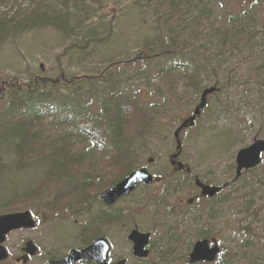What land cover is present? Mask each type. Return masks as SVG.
I'll list each match as a JSON object with an SVG mask.
<instances>
[{
    "label": "rangeland",
    "instance_id": "374dc122",
    "mask_svg": "<svg viewBox=\"0 0 264 264\" xmlns=\"http://www.w3.org/2000/svg\"><path fill=\"white\" fill-rule=\"evenodd\" d=\"M23 1L25 8L29 1L40 6V11L48 7L56 25L30 29L31 23L38 20L35 14L20 27L14 28L13 22L1 28L0 136L7 130L12 132V125L31 123L22 121V113L11 121V115H5L10 104L33 98L44 104V100L62 103L74 94L82 95L90 87L78 82L77 77L106 75L92 90L121 93L120 100L129 115L125 142L129 149L121 163L112 149L95 148L92 159L84 158L82 171L87 175L91 163L107 166L104 182L78 194L65 178H48V154L38 140H26L20 149L21 139L6 135L3 140L7 141L0 144V207L7 211L0 214L29 210L37 223L35 228L9 233L5 246L10 257L1 264H23L15 260L28 239L36 244L38 254L29 257L25 264H46L51 256L61 258L71 248L84 246L81 228L95 222L99 233L93 239L104 235L110 241V262L125 258L126 264H186L189 251L203 234L217 240L220 256L236 250L238 241L246 238H254L263 245L264 176H260V171L242 173L236 182L246 184L242 193H237L235 186L222 183L235 177L236 152L264 139V89L255 86L264 83V24L256 22L249 27L237 48L230 45L218 48L217 64L212 69L199 68L197 82L179 83L173 88L182 72L176 70L167 77L160 68L161 56L155 48L157 44L163 46L162 42L166 46L172 43V35L179 26L180 12L172 11V0H65L66 4L63 0H17L16 4ZM223 3L234 13L251 9L245 0H223ZM256 6L263 20L262 7ZM10 7L13 4L5 5L3 12ZM89 24L97 26L89 30L90 34ZM108 29L107 38L99 42ZM204 29L202 22L199 31ZM171 63L172 60L166 62L165 67ZM38 77L49 80L43 92L44 95L51 92L48 99H40L36 93L30 97L29 90L39 88ZM212 86L218 90L207 97L206 107L195 125L179 135L182 149L178 160L188 168L177 173L176 166L170 163V155L176 151L173 132L191 115L203 89ZM103 98L87 97L86 105L90 108L85 111L98 112ZM110 108L114 109L112 102ZM39 116L49 133L64 134L58 117L46 113ZM74 126L70 122L63 129L72 133ZM76 147L86 149L84 143L78 142ZM149 158L152 162H148ZM141 167L149 169L159 178L158 182L140 185L113 205H104L100 193L125 176L128 169ZM102 178L101 175L98 181ZM196 178L223 189L216 197H201ZM175 179L183 180L182 185L170 182ZM60 193L61 203H73L78 195L84 194L90 206L75 216L62 209H47L46 204ZM9 198L14 201L7 202ZM211 209L215 215L208 218ZM104 212L112 218L101 220ZM133 228L150 233L147 259L132 255L127 235ZM204 229L207 232L199 233Z\"/></svg>",
    "mask_w": 264,
    "mask_h": 264
},
{
    "label": "trees",
    "instance_id": "16d2710c",
    "mask_svg": "<svg viewBox=\"0 0 264 264\" xmlns=\"http://www.w3.org/2000/svg\"><path fill=\"white\" fill-rule=\"evenodd\" d=\"M1 2L6 3L7 1L1 0ZM63 3L66 4L67 1L63 0ZM246 3L251 6L250 10L241 12L237 11L234 13L228 10V7L223 3V0H172V11L180 12L178 15L179 26L175 29V32L172 35V43H166V46L164 42H162L161 45L163 46L157 44L155 48H157V53L161 56L160 68L167 77L176 70L182 72L181 77L176 79V85H174L173 88H176L179 83L197 82L196 77L199 68L207 69V67H210V69H212L217 64V58L219 56L218 48L221 49L227 45L237 48L241 40L245 38V34L249 27L256 22H258V24H264V19L262 20L263 17L261 18L259 16V12L257 11L258 7L256 6L258 4L262 7V13L264 14V0H252L250 2L246 1ZM31 8L32 7L17 12L16 15L10 18H7L6 15L0 13V31L5 28L4 26H11L13 22L14 28L20 27V25L28 21L29 18H32L35 14L38 20H34V22L31 23L30 29L47 25H56L55 19L52 20L53 17L49 16V13L51 12L48 7L43 11L39 10L40 6L38 5L33 9ZM58 12H61V9H59ZM207 13H209V15L206 17ZM185 15L187 18H184ZM23 16L26 17L27 20H25ZM59 17L63 16L59 14ZM202 22L205 24V29L203 32H200L199 26ZM25 26L28 25L26 24ZM93 29L95 28L89 24L87 29L88 34H90L89 30ZM208 31L210 33L207 34L206 32ZM107 36L102 37L98 41L100 42L101 40L106 39ZM200 40H203L204 42L200 43ZM196 42L200 45L196 44ZM206 47L210 49V52L207 51ZM171 60V65L166 68L165 63ZM176 64L182 65L181 68L177 67ZM105 78H107L106 75L94 78H79L78 82L90 84V87L82 92V95L80 93H77V95L74 94L72 98L68 97V100L63 101L62 103L47 102L44 100V104L42 100H40L42 101L40 102L38 98H33L10 104L5 110V115H11V121L13 117L22 113L24 116L22 121H30L31 123L26 125L20 122L17 123V125H12V132L7 130L0 136V144L2 143L1 141H7L6 139L3 140L6 135H9L11 138L16 137L17 139H21V142L19 143L20 149L23 147L26 140H38L41 144V148H43L44 152L48 154L46 159L50 163L48 178L54 180L65 178L69 185H72L77 189L78 194L88 188V190L92 189L91 187L97 183L100 184L104 182V175L107 172V166H96L91 163L90 171L86 175V173L82 171L84 158L92 159V151L95 148L99 150L112 149L117 161L122 163V160L127 158V152L129 149L125 143L129 135L127 132L129 115L124 103L120 100L122 96L121 93L113 90L108 91L107 93L92 90L95 89L96 85ZM108 78L120 80L117 77ZM38 79L40 78L38 77L36 80ZM40 80V82L36 81L39 88L29 90L31 91L29 92L30 97L32 93H36L40 99H48L49 96L52 95L51 92L45 95L43 92H45L49 80L42 78ZM216 81L218 83L220 82L219 79ZM221 86L222 85H220V87ZM255 86L257 89H264V83H256ZM87 97H104L102 99L103 104L98 108V112L94 111L93 113L88 114L87 111H85L86 107H88L86 105ZM135 97L136 96L134 95V98ZM111 102L114 109H108L109 103ZM99 109H101L100 112ZM137 109L139 112H142L141 107H138ZM43 113L53 114L54 117H58L61 124L59 128L64 134L56 136L54 133H49L42 122L41 116H39ZM70 122L75 124L72 128V133H68L63 129V127ZM36 126H39V128H36ZM98 135H101V137H98ZM78 142L84 143L86 149H78L76 147ZM11 146H13V143H11ZM184 166L183 169H176V172H184V170L188 168L186 165ZM131 170L133 169H128L127 174ZM255 171H260V176H264V160L259 167L249 170L247 173ZM101 175L103 178L100 182L98 180L101 179ZM81 176H84L83 180L80 179ZM170 182L182 185L183 180L175 179L170 180ZM236 182L232 183L231 186H235V191L237 193H242L246 188V184H243V181L237 184ZM219 194L220 192L216 196ZM17 195L21 196L19 194ZM61 197L62 193H60L55 200L46 204V208L50 210L62 209L70 216H75L83 210L88 209L90 206L89 201L84 194L78 195L77 201H74L73 203H70L69 201V203L66 204L61 203ZM13 201V198H9L7 202L11 203ZM0 211L7 210L0 207ZM214 215V209H211L208 213V218H212ZM111 218L112 217H108L104 212L101 220L104 219L106 221ZM101 220H99V223L102 222ZM97 224L98 222H95L91 225L82 226L80 236L84 246L92 243L100 236L98 235L93 239L94 234L99 233L96 230ZM206 230L207 229H204L199 233L203 234L204 232H207ZM247 230L250 231L251 228L247 227ZM203 235V238L211 236L210 234ZM260 242L261 241H255L254 238H246L244 241H238L236 244V250L231 253L222 254L218 261L211 264H264V244L260 245ZM51 257L56 259L57 256ZM185 261L186 264H189L188 258H186ZM89 264L94 263L90 262Z\"/></svg>",
    "mask_w": 264,
    "mask_h": 264
},
{
    "label": "water",
    "instance_id": "95a60500",
    "mask_svg": "<svg viewBox=\"0 0 264 264\" xmlns=\"http://www.w3.org/2000/svg\"><path fill=\"white\" fill-rule=\"evenodd\" d=\"M215 87H209L201 93L200 102L195 107L193 115L186 118L181 125L174 131V138L176 140V149L180 150L181 143L179 139V132L182 128L191 126L197 115H199L201 108L206 104V97L208 94L214 92ZM264 153V139L255 140L253 143L238 150L235 158L236 162V178H238L242 170H247L256 167L261 162V154ZM179 151L173 154L170 159L173 165H177L178 169H182L183 164L176 162V157ZM152 158L148 161L152 162ZM153 177L149 174L146 168H140L115 184L105 189L101 194V200L105 205H112L120 197L129 194L138 184H152ZM197 186L201 190L203 196H213L220 190V187L210 186L196 180ZM35 221L32 214L25 211L11 212L0 216V262L8 258V252L3 245L6 235L15 229L34 228ZM128 239L132 242L133 255L138 258H146L149 255V250L145 246L149 242V234L142 233L137 228H134L129 233ZM212 243L208 239L196 240L189 255V263L194 264L198 262H213L220 252L218 243L212 239ZM25 254L18 257L16 261L26 263L27 255L33 256L37 253V248L32 241H27L22 248ZM110 251V244L104 237L98 238L94 243L85 248L72 249L68 255L60 260H49L47 264H76L79 260H92L97 264H108V254ZM113 264H125V259H121Z\"/></svg>",
    "mask_w": 264,
    "mask_h": 264
},
{
    "label": "bare ground",
    "instance_id": "6f19581e",
    "mask_svg": "<svg viewBox=\"0 0 264 264\" xmlns=\"http://www.w3.org/2000/svg\"><path fill=\"white\" fill-rule=\"evenodd\" d=\"M213 87V86H212ZM216 88V87H215ZM205 89H207V88H205ZM205 89H203V91L205 90ZM202 91V92H203ZM183 164V163H182ZM148 172H149V174L153 177V181L154 182H156V181H158L159 180V178L158 177H155L154 175H153V173H151L149 170H148ZM126 177V176H125ZM125 177H123V178H125ZM122 178V179H123ZM121 180V179H120ZM120 180H118V181H120ZM196 180H199L200 182H202L199 178H196L195 179V184H196ZM154 182L152 183V184H154ZM202 183H204V182H202ZM152 184H144V183H140V184H138L129 194H131L136 188H138L140 185H152ZM210 185V184H209ZM196 186H197V184H196ZM210 186H217V187H220V190L217 192V193H215L213 196H209L208 198H210V197H214L215 195H217L221 190H222V186L221 185H210ZM198 187V186H197ZM199 188V187H198ZM200 189V188H199ZM200 193H201V190H200ZM129 194H126V195H124V196H127V195H129ZM124 196H122V197H124ZM122 197H120V198H122ZM119 198V199H120ZM118 199V200H119ZM118 200H116V202L118 201ZM115 203V202H114ZM113 203V204H114ZM112 204V205H113ZM107 206H111V205H107ZM25 211V210H24ZM27 211H29V210H27ZM30 212V211H29ZM7 213H11V212H6V213H2V214H0V216L1 215H3V214H7ZM31 213V212H30ZM32 214V213H31ZM134 229V228H133ZM133 229H131V230H133ZM131 230L129 231V233L131 232ZM139 230V229H138ZM140 231V230H139ZM141 232V231H140ZM128 233V235H127V238H128V236L130 235ZM142 233H147V232H142ZM149 235H150V233H148ZM100 237H104V238H106V240L109 242V244H110V251H111V243H110V241L107 239V237H105L104 235H101V236H99V237H97L92 243H94L98 238H100ZM201 239H208L209 241H210V243H212V239H214L216 242H217V240L215 239V238H201ZM129 240V239H128ZM149 240H150V236H149ZM27 241H30L29 239L27 240ZM130 241V240H129ZM131 242V241H130ZM92 243H90V244H88V245H86V246H83V247H74V248H71L70 250H69V252L72 250V249H75V248H85V247H87V246H89V245H91ZM218 243V242H217ZM148 244H149V242H148ZM147 244V245H148ZM147 245L145 246V248L147 247ZM194 245V244H193ZM147 249V248H146ZM37 250H38V247H37ZM110 251H109V254H108V259H107V262H110ZM69 252L67 253V254H65L63 257H61V258H56V259H54V258H49L48 260H47V262L49 261V260H60V259H63L66 255H68L69 254ZM27 255V261H28V258L30 257V255H28V254H26ZM123 259H125V258H123ZM26 261V262H27ZM81 261H86V262H88V263H90V262H92V263H94V264H97L95 261H92V260H83V259H81V260H79L78 262H81ZM126 259H125V264H126ZM47 262H46V264H47ZM23 264H25V263H23Z\"/></svg>",
    "mask_w": 264,
    "mask_h": 264
}]
</instances>
